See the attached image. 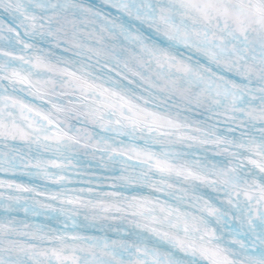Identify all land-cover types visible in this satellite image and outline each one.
I'll list each match as a JSON object with an SVG mask.
<instances>
[{"label":"snow or ice","instance_id":"6c2138e0","mask_svg":"<svg viewBox=\"0 0 264 264\" xmlns=\"http://www.w3.org/2000/svg\"><path fill=\"white\" fill-rule=\"evenodd\" d=\"M0 264H264V0H0Z\"/></svg>","mask_w":264,"mask_h":264}]
</instances>
